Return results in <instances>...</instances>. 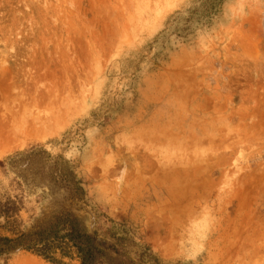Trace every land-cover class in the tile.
<instances>
[{
	"label": "rangeland",
	"instance_id": "obj_1",
	"mask_svg": "<svg viewBox=\"0 0 264 264\" xmlns=\"http://www.w3.org/2000/svg\"><path fill=\"white\" fill-rule=\"evenodd\" d=\"M0 59V222L71 214L139 264H264V0H0Z\"/></svg>",
	"mask_w": 264,
	"mask_h": 264
},
{
	"label": "trees",
	"instance_id": "obj_2",
	"mask_svg": "<svg viewBox=\"0 0 264 264\" xmlns=\"http://www.w3.org/2000/svg\"><path fill=\"white\" fill-rule=\"evenodd\" d=\"M1 215L0 252L19 246L48 264H139L86 232L71 214L55 216L46 227L31 232L22 229L10 208Z\"/></svg>",
	"mask_w": 264,
	"mask_h": 264
},
{
	"label": "bare ground",
	"instance_id": "obj_3",
	"mask_svg": "<svg viewBox=\"0 0 264 264\" xmlns=\"http://www.w3.org/2000/svg\"><path fill=\"white\" fill-rule=\"evenodd\" d=\"M42 4H43V3H42ZM64 12H65V11H64ZM46 16H47V15H46ZM27 20H28V19H27ZM32 20H33V19H32ZM55 22H57V21H55ZM27 25L29 26V24H27ZM30 31H31V29H30ZM17 40H18V39H17ZM17 45H18V44H17ZM11 48H12V47H11ZM22 49H23V48H22ZM25 49H26V48H25ZM18 52H19V51H18ZM19 53H20V52H19ZM21 55H22V54H21ZM1 56H2V55H1ZM14 56H15V55H14ZM14 56H13V57H14ZM16 56H17V55H16ZM22 56H23V55H22ZM52 56H53V55H52ZM71 56H72V55H71ZM57 57L59 58V56H57ZM10 58H11V57H10ZM18 58H20V57H18ZM0 60H1V59H0ZM58 61H59V59H58ZM1 62H2V61H1ZM3 62H4V61H3ZM15 62H16V61H15ZM15 62H14V63H15ZM77 62H78V61H77ZM0 64H1V63H0ZM2 64H3V63H2ZM2 64H1V65H2ZM5 64H6V63H5ZM15 64H16V63H15ZM6 66H7V65H6ZM15 66H16V65H15ZM3 67H4V65H3ZM0 68L2 69L1 66H0ZM4 68H5V67H4ZM7 69H8V68H7ZM2 70H3V69H2ZM82 70H83V69H82ZM5 71H6V70H5ZM0 72H2V71H0ZM3 72H4V71H3ZM3 72H2V73H3ZM10 72H11V71H10ZM6 73H7V72H6ZM79 74H80V73H79ZM6 76H7V75H6ZM6 76H5V77H6ZM13 76H14V75H13ZM47 76H48V75H47ZM3 78H4V77H3ZM6 78H7V77H6ZM12 79H13V78H12ZM1 82H2V81H1ZM13 82H14V81H13ZM12 85H13V84H12ZM12 85H10V86H12ZM14 87H15V85H14ZM21 87H22V86H21ZM38 87H39V86H38ZM42 87H43V86H42ZM15 88H16V87H15ZM43 88H44V87H43ZM0 89H1V88H0ZM3 89H5V88H3ZM39 89H40V88H39ZM4 91H5V90H4ZM1 92H2V90H1ZM11 92H12V91H11ZM14 92H15V91H14ZM14 92H13V93H14ZM3 93H4V92H3ZM9 93H10V92H9ZM13 93H11V94H13ZM15 93H16V92H15ZM11 94H10V95H11ZM35 94H36V93H35ZM2 95H3V94H2ZM10 95H9V96H10ZM15 95H17V94H15ZM11 96H12V95H11ZM7 98H8V97H7ZM16 98H17V96H16ZM13 99H14V98H13ZM44 99H45V97H44ZM4 101H5V99H4ZM10 101H11V100H10ZM26 101H27V100H26ZM0 102H1V101H0ZM13 102H14V100H13ZM9 103H10V102H9ZM26 103H27V102H26ZM44 103H46V102H44ZM1 104H2V103H1ZM1 104H0V106H1ZM4 105H5V104H4ZM25 106H26V105H25ZM2 107H3V106H2ZM4 108H5V107H4ZM8 108H9V107L7 106V110H8ZM52 108H53V107H52ZM9 109H10V108H9ZM5 111H6V109H5ZM5 111H4V114L7 113V112L5 113ZM20 111H21V110H20ZM43 111H44V110H43ZM0 112H1V114H2L3 109H2V111H1V109H0ZM9 112H11V109L9 110ZM9 112H8V113H9ZM40 112H41V111H40ZM8 113H7V114H8ZM13 113H14V112H13ZM24 113H25V112H24ZM44 113H45V112H44ZM37 114H38V113H37ZM46 114H47V113H46ZM2 115H3V114H2ZM2 115L0 116V117H2V119H0V120H2V121L4 120V121H3V123H4V122L6 121V118H3L4 116H2ZM13 115H14V114H13ZM7 116H8V115H7ZM7 116H5V117H7ZM15 116H16V114H15ZM10 117H11V116H10V113H9V119H7L8 123H9L10 120H11ZM44 117H45V116H44ZM7 118H8V117H7ZM27 118H29V117H27ZM12 119H13V117H12ZM14 119H16V118H14ZM35 119H36V118H35ZM45 119H47V118H45ZM19 120H20V119H19ZM21 120H23V119H21ZM24 120H25V118H24ZM29 120H30V119H29ZM37 120H38V119H37ZM7 121H6V122H7ZM14 121H15V120H14ZM14 121L11 120V122H14ZM17 121H18V120H17ZM6 122H5V123H6ZM40 122H41V121H40ZM3 123H1V124H3ZM14 123H16V122H14ZM14 123H13V124H14ZM20 123H21V122H20ZM24 123H25V122H24ZM13 124L11 125V124L9 123L8 126L6 127L7 129H9V131H10V129H12V131H11L12 134L10 133V137H12V135H15V134H14V132H15L14 129H17V128H14V126H16V125L13 126ZM34 124H35V123H34ZM3 125H4V124H3ZM5 125H6V124H5ZM17 125H18V124H17ZM39 125H40V124H39ZM0 126H1V125H0ZM11 126H12V128H11ZM18 126H19V125H18ZM21 126H22V125H21ZM23 126H24V124H23ZM9 127H10V128H9ZM16 127H17V126H16ZM13 128H14V129H13ZM18 129H19V128H18ZM34 129H35V128H34ZM2 131H3V130H2ZM17 132H18V131H17ZM3 133H4V132H3ZM5 134H6V130H5V133H4L3 135L5 136ZM18 134H19V133H18ZM20 134H21V133H20ZM263 137H264V136H263ZM8 140H9V139H8ZM11 140H12V139H11ZM11 140H10V141H11ZM257 140H258V139H257ZM12 141H13V140H12ZM7 142H8V141H7ZM262 142H263V141H262ZM10 143H11V142H10ZM237 146L240 147V145H237ZM227 148H228V147H227ZM238 149H239V148H238ZM225 150H226V149H225ZM221 153H222V152H221ZM223 153H224V152H223Z\"/></svg>",
	"mask_w": 264,
	"mask_h": 264
}]
</instances>
